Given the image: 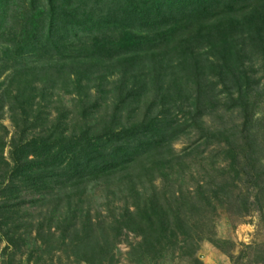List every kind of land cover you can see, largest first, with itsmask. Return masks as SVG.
Returning <instances> with one entry per match:
<instances>
[{"label":"trees","instance_id":"1","mask_svg":"<svg viewBox=\"0 0 264 264\" xmlns=\"http://www.w3.org/2000/svg\"><path fill=\"white\" fill-rule=\"evenodd\" d=\"M29 1L32 10H36L41 2ZM59 1L47 0L50 13H42L44 38L51 45L53 55H59L62 48L70 51L62 46V35L73 34L79 42L71 44L74 50L68 67L61 66L51 72V66L24 65L14 72L4 94L15 102L11 110L20 111L22 126L28 128L29 117L35 113L33 107L38 88L34 85L37 82L48 83L50 89L63 90L68 95L77 93L84 98L89 97L93 82H98V87L105 92L103 84L119 68L123 69L124 80H120L115 89V111L109 117L99 118V128L88 127L90 108L83 107L81 98L72 121L74 134L67 136L64 131L56 134L59 126L48 131V135L35 136L29 142L23 139L18 143L14 141L11 153L14 173L3 192L6 197L0 201V219L5 226L16 223L20 211L34 210L35 205L46 198L57 205L66 201L72 207L75 196L81 198L93 182L112 179L126 182L131 195L136 193L138 183L152 184L156 171L164 164L162 162L169 163L174 158L171 141L192 126L188 125L186 118L158 119L152 115V110L162 107L181 110L187 103L193 109L190 113L198 110L191 119L196 124L204 116L205 112L201 111L204 103L210 100L211 104H216L215 80L229 94L244 89L241 53L234 45V37L240 28L252 34V41H259L256 46L252 45L249 53L254 55L262 44L264 53V0H85L84 3L78 2L81 6H77L78 0H62L61 7ZM36 33L32 32V35ZM86 40L88 43L85 44ZM193 45L209 47L200 60L195 58ZM158 56L173 65L170 66V84L166 90L162 81L169 69L162 68L155 73ZM84 59L90 60L85 63ZM14 61L20 63V59L14 58ZM175 62H178L176 68ZM97 69L102 71L100 77L96 74ZM136 69L138 73L132 72ZM12 85L16 86L13 98L9 91ZM134 104L145 108L143 118L130 123L129 118L118 116ZM230 107L242 109L245 117L242 133H249L252 124L248 106L242 105L240 99L232 98ZM35 119L37 123L39 117L35 116ZM57 119L60 122L63 116ZM202 137L226 145L222 154L226 166L221 174L231 178L212 190L208 185L198 186L199 200L194 203L188 198L181 201V198H175V194L167 196L166 192L162 193L163 201L155 193L143 198L137 196L134 212L127 211L120 221H115L113 230L116 233L121 235L123 230H131L151 241H167L188 224L183 215L189 209L191 213L202 211L204 207L214 210L213 203H219V194L227 193L226 189L235 185L246 167L244 162L249 161V165L256 167L255 150L261 147L258 137H253L252 141L250 136H245L236 141L228 131L206 132ZM5 146L4 138L0 136V166L9 168L10 164L2 156ZM15 180H20L19 184H14ZM56 189L64 190L63 195L54 194ZM237 207L244 217L249 215L250 206L245 195ZM77 218V213L71 212L60 223L76 224ZM84 221L81 222L83 236H77V240L91 233L90 220ZM99 225L104 227L105 221H100ZM5 236L9 243L18 241L14 231Z\"/></svg>","mask_w":264,"mask_h":264},{"label":"rangeland","instance_id":"2","mask_svg":"<svg viewBox=\"0 0 264 264\" xmlns=\"http://www.w3.org/2000/svg\"><path fill=\"white\" fill-rule=\"evenodd\" d=\"M84 1L78 0L77 6H81L78 2ZM58 6H62V0L58 2ZM44 11L50 13L47 0H41L36 10H32L29 0H0V136H3L6 143L2 156L10 164L9 168L0 166L1 202L6 197L3 192L9 186L14 173V163L11 159L14 141L18 143L23 139L24 142H29L35 136L48 135V131L52 132L59 126L56 134L63 131L67 136L74 134L72 121L78 112L77 105L81 98L84 100L83 107L88 110L90 108L88 127L99 128V118L109 117L115 111V89L118 88L120 80H124L123 69L119 68L113 73V77L103 84L107 93L98 87V82H93L88 91L89 97L84 98L79 97L77 93L68 95L66 91L50 89L48 83L37 82L34 85L38 88L33 107L35 113L29 117L30 125L25 129L22 126L23 117L20 111L11 110L15 102L4 94L11 84L14 72L24 65L39 68L51 66V72L61 66L68 67L74 50L71 44L79 42V38H75L73 34L62 35V46L70 51L62 48L59 55H53L51 45L44 38ZM32 32L37 33L32 35ZM89 34H86L88 38ZM251 36L250 32L240 28L234 37L235 48L241 53L240 66L244 89L229 94L220 82L215 80L217 105L211 104L210 100L206 101L201 109L205 112L204 116L197 118L196 124H193L191 119L198 110L190 113L193 109L189 108L187 103L181 110L171 111L167 107L152 110V115L159 117L158 119L186 118L189 120L188 125H192L184 134L171 141L174 158H171L169 163L162 162L164 164L156 171V179L152 184L138 183L136 193L131 195L126 182L113 179L109 182H93L88 185L81 198L75 196L72 207H69L66 201L57 205V202H49L46 198L36 204L34 210L17 211L19 219L16 223L5 226L0 219V264H264V53L263 44L260 50L253 52L254 55L249 53L252 51V45L256 46V42H259L252 41ZM193 47L195 58L198 60L205 56L209 49L195 45ZM20 50L22 52L18 55ZM14 58L20 59V63H15ZM84 60L87 63L90 59ZM167 61L158 56L154 66L156 74L162 68L169 69L162 81L164 90L170 84V66L173 67ZM177 63H174L175 68ZM97 70L96 74L100 77L102 71ZM132 72L138 73L137 69ZM132 82L135 84L134 80ZM15 88L16 86L12 85L9 90L12 92L11 98L16 95ZM151 95L153 97L155 94ZM232 98L240 99L242 105L248 106L252 127H249L247 134L242 133L244 113L240 107H230ZM144 113L143 106L134 104L118 116L129 118L131 123L143 118ZM35 116L39 117L37 123ZM60 116H63V120L58 122L57 118ZM123 121L125 122V119ZM117 130L120 132L121 128L118 127ZM223 131L234 135L236 141L243 140L242 137L245 136H250L252 141L258 137L261 147L260 150H255V158L258 160L256 167L249 165V161L244 162L247 164L245 169L235 185L226 189L227 193L219 194L220 202L213 203L214 210L204 207L202 211L191 213L189 209L183 215L186 216L188 224L182 231H178L175 237L166 239L167 241H151L149 237L145 238L131 230H123L121 235L113 230L115 221H120L127 211L134 212L137 196L143 198L155 193L160 201H163L162 193L166 192L167 196L175 194V198H181V201L188 198L194 203L199 200L198 186L208 185V189L212 190L216 185L231 178L221 174V170L226 166L222 155L226 145L210 142L202 137L206 132ZM19 181L15 180L13 183L19 184ZM63 193L64 190L58 189L54 192L58 195ZM244 195L248 198L250 206V213L245 217L237 207ZM14 212L16 213V210ZM71 212L77 213L76 224H61ZM86 219L90 220L91 233L85 235L84 239L77 240V236H83L81 222ZM100 221H105L104 227L99 225ZM13 231L18 238L15 244L9 243L5 236L7 232Z\"/></svg>","mask_w":264,"mask_h":264}]
</instances>
